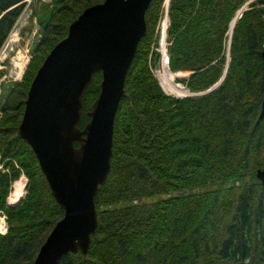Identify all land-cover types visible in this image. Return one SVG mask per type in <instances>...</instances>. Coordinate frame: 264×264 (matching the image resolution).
<instances>
[{
    "label": "trees",
    "instance_id": "16d2710c",
    "mask_svg": "<svg viewBox=\"0 0 264 264\" xmlns=\"http://www.w3.org/2000/svg\"><path fill=\"white\" fill-rule=\"evenodd\" d=\"M98 1L50 0L21 79L2 88L0 210L6 230L0 233V264L29 263L62 212L15 127L42 58L70 20ZM244 2L168 0V68L189 72L181 82L192 92L213 84L224 70L212 91L178 97L164 93L148 68V55L152 61L158 55L151 44L162 0L149 1L113 119L109 169L93 196L94 232L84 255L69 251L57 264H264V182L254 174L264 168V115L256 121L264 0L249 1L234 20L225 65L229 22ZM23 4L0 0V44ZM99 81L100 71H93L80 99L79 128L89 118ZM20 173L24 193L7 204L10 183ZM152 194L160 197L141 200Z\"/></svg>",
    "mask_w": 264,
    "mask_h": 264
},
{
    "label": "water",
    "instance_id": "95a60500",
    "mask_svg": "<svg viewBox=\"0 0 264 264\" xmlns=\"http://www.w3.org/2000/svg\"><path fill=\"white\" fill-rule=\"evenodd\" d=\"M149 1L100 0L86 5L46 52L29 81L15 131L33 152L62 212L28 264H57L66 252L78 250L84 255L87 251L97 222L93 196L109 169L113 119L125 92L126 70L145 31ZM249 1L235 11L232 25ZM260 63L264 70V49ZM96 70L100 71L99 90L87 111L88 120L79 128L80 99ZM223 74L224 70L207 88L188 94L212 91ZM262 88L256 121L264 115V75ZM254 174L264 182V168H256Z\"/></svg>",
    "mask_w": 264,
    "mask_h": 264
},
{
    "label": "rangeland",
    "instance_id": "374dc122",
    "mask_svg": "<svg viewBox=\"0 0 264 264\" xmlns=\"http://www.w3.org/2000/svg\"><path fill=\"white\" fill-rule=\"evenodd\" d=\"M49 1L50 0L24 1L22 10L20 11L17 18L14 21L15 23L14 29L16 30V36H14V40L9 41L6 44V47L0 51V101L3 97L2 88L4 91L5 88L13 87L14 84L21 79V76H19V78L13 79V73L11 70L13 69V61L16 60V58H11V57L16 53V50H18L17 52L19 54H21L23 57L28 56V60H29L31 56L30 49L34 47L37 41L39 40L41 36L42 24L45 22V20L48 17L50 4H51V2ZM263 11H264V8H263ZM226 39H227V36H226ZM225 53H226V47H225ZM1 55H3L2 58H1ZM26 64L24 65L23 68H25ZM184 76L182 78L180 76V80L183 79ZM174 79H175V82H177V84L179 83L178 85L181 84L177 80L178 79L177 77L171 78V76L169 75V72L166 71V69L162 71V76H161L162 83L161 84L165 89L169 87L174 88L176 90L182 89L175 84ZM176 90L174 91L176 92ZM1 114H2V111L0 110V116ZM0 169H3L1 167V164H0ZM20 175H23V174L20 173L18 177ZM20 179L14 182L13 184L14 190L16 188L15 185L17 183H21V185H23L24 181H20ZM11 183H10V187H11ZM10 187H9V190H10ZM20 188L23 189V192H22L23 194L24 187L21 186ZM157 197H160V194H152L147 197H142L141 200L148 201L151 199H155ZM1 214H3V212L0 211V215ZM60 216L57 219H59ZM5 225H6V222H5Z\"/></svg>",
    "mask_w": 264,
    "mask_h": 264
},
{
    "label": "built area",
    "instance_id": "2783aa9c",
    "mask_svg": "<svg viewBox=\"0 0 264 264\" xmlns=\"http://www.w3.org/2000/svg\"><path fill=\"white\" fill-rule=\"evenodd\" d=\"M26 1H28V0H26ZM261 6H262V9H263L264 8V3H262ZM263 14H264V11L262 10V20H263V23H264V16H263ZM167 24H168L167 2H166V0H163L162 3H161V7H160V11H159V16H158V19H157V23H156V26H155V29H154L155 35H156V45L153 46L151 44V48H153L154 51H157L158 52V56H157V59L153 63L152 60H149V57H150V54H149L148 55V63H147L150 72L152 73V75L154 76V78L156 80H157V78H156V72L158 70L159 62H160V58H161L162 54H164L165 64H166V67L168 68V66H167V55H166V45L168 43V41L166 40V27H167ZM14 26H15V23L12 24V26L9 29L7 35L5 36L4 40L0 44V51L6 47V44L9 41L14 40V36H16V30L14 29ZM262 45L264 47V43ZM161 47H162V49H161ZM17 51L18 50H16V53L11 57V58H16V60L13 61V69L11 70L12 73H13V79L19 78V76H21V73H22V71L24 69L23 67L26 64L27 60H28V56L23 57ZM2 57H3V55H1V58ZM20 59H24V62L22 64V70H21V72H18L19 66L17 65V61H19ZM157 82H158V80H157ZM158 84L160 85L159 82H158ZM181 85L184 86L182 83H181ZM160 87L168 95H173V96L180 97V96L187 95L189 93V91L186 90L184 93H182L180 95H176V94L167 92L161 85H160ZM4 217H5L4 214H1L0 215V221L3 224V227L0 228V232H3L5 230V227H6L5 226Z\"/></svg>",
    "mask_w": 264,
    "mask_h": 264
},
{
    "label": "bare ground",
    "instance_id": "6f19581e",
    "mask_svg": "<svg viewBox=\"0 0 264 264\" xmlns=\"http://www.w3.org/2000/svg\"><path fill=\"white\" fill-rule=\"evenodd\" d=\"M231 25H232V20H231V22L229 23V28L231 27ZM227 34H229V29H228V31H227V33H226V36H227ZM161 49H162V47H161ZM23 62H24V59H20L19 61H17V65L19 66V70H18V72H21ZM164 69H166V71L169 72V75L171 76V78H173L172 75H171L172 73L180 74L182 77L184 76V73H181V72H172V71H170V70L166 67L164 54H162V56H161V58H160V62H159V67H158V70H157V72H156V78H157V80H158V82L160 83L161 86H162V84H161L160 78H161V76H162V71H164ZM182 77H181V78H182ZM178 79H180V78H178ZM174 82H175V79H174ZM175 84H176L178 87L182 88V89H181V90H176V89L171 88V87L165 89L163 86H162V87H163L167 92H170V93H173V94H176V95H180V94H182V93H184V92L186 91L185 87L182 86L181 84L178 85L179 83L177 84V82H175ZM174 90H176L177 93H176ZM20 178H21V179H20ZM22 178L24 179V176H23V175H20V176L18 177V179H20V181H24ZM15 181H17V179L14 180V181L11 183V188H10V190H9L8 196L6 197V200H7L8 203H14V202H16V201L18 200V198L21 196L22 189H21L20 187L23 186V185H21V183H17V184L15 185L16 188H15V190H14V189H13V184H14ZM12 190H13V191H12ZM10 196H11V197H10ZM10 198H11L14 202L11 201ZM2 227H3V224H2L1 221H0V228H2Z\"/></svg>",
    "mask_w": 264,
    "mask_h": 264
}]
</instances>
